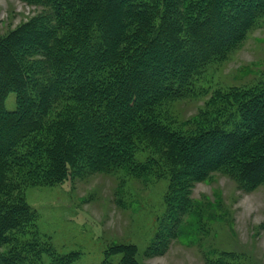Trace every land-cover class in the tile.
<instances>
[{
    "label": "trees",
    "instance_id": "16d2710c",
    "mask_svg": "<svg viewBox=\"0 0 264 264\" xmlns=\"http://www.w3.org/2000/svg\"><path fill=\"white\" fill-rule=\"evenodd\" d=\"M22 1L42 9L0 38V264H42L44 250L27 239L29 185L79 171L168 177L170 208L183 215L194 184L217 171L246 190L264 184V80L216 89L189 125L162 115L206 90L201 76L260 26L264 0ZM137 255L120 245L99 264H141Z\"/></svg>",
    "mask_w": 264,
    "mask_h": 264
},
{
    "label": "rangeland",
    "instance_id": "374dc122",
    "mask_svg": "<svg viewBox=\"0 0 264 264\" xmlns=\"http://www.w3.org/2000/svg\"><path fill=\"white\" fill-rule=\"evenodd\" d=\"M41 9L22 0H0V38ZM263 80L264 21L207 67L198 83L203 93L169 103L162 115L175 125H189L216 89L251 88ZM5 106L16 108L15 93ZM170 182L168 177L79 171L62 184L29 185L24 196L36 217L27 239L44 250L37 258L42 264L70 254L76 257L73 264H99L107 250L120 245H135L141 264H264V184L246 190L228 171H217L194 184L192 211L181 215L173 203L170 208ZM163 227H175V233ZM121 256L112 258L117 262Z\"/></svg>",
    "mask_w": 264,
    "mask_h": 264
}]
</instances>
